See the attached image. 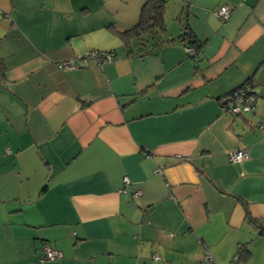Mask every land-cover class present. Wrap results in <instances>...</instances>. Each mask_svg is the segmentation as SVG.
<instances>
[{
	"label": "crops",
	"instance_id": "1",
	"mask_svg": "<svg viewBox=\"0 0 264 264\" xmlns=\"http://www.w3.org/2000/svg\"><path fill=\"white\" fill-rule=\"evenodd\" d=\"M166 1L138 56L121 36L148 0H0V264H264L247 217L264 226V0ZM94 50L114 59L83 62Z\"/></svg>",
	"mask_w": 264,
	"mask_h": 264
},
{
	"label": "trees",
	"instance_id": "2",
	"mask_svg": "<svg viewBox=\"0 0 264 264\" xmlns=\"http://www.w3.org/2000/svg\"><path fill=\"white\" fill-rule=\"evenodd\" d=\"M167 12L166 0H148L147 4L143 7L139 24L129 33L123 34L121 37L123 41L127 43L130 48L131 54H134L132 46H130V39L136 41L138 53L136 55L143 56L149 53V47H160L161 37L166 33L165 18ZM179 42L185 46V48L192 47L196 54L191 58L195 61L201 56V43L190 33L188 24H183V34L179 37ZM174 40L169 42L173 45ZM252 85V84H250ZM250 85H247L251 88ZM254 87V86H253ZM244 88V87H243ZM249 221L259 230L260 235L264 236V226L261 222H258L247 214ZM245 249L244 245L239 246L237 256L241 257Z\"/></svg>",
	"mask_w": 264,
	"mask_h": 264
},
{
	"label": "built area",
	"instance_id": "3",
	"mask_svg": "<svg viewBox=\"0 0 264 264\" xmlns=\"http://www.w3.org/2000/svg\"><path fill=\"white\" fill-rule=\"evenodd\" d=\"M232 14V9L228 5H222L220 6L217 11L216 15L219 20L226 22L230 19ZM187 55L190 57L195 56L196 51L192 47L186 48ZM114 59V55L111 52H100V51H91L86 56L82 57L83 62L87 63L89 60H95L99 64H101L103 61H112ZM59 69L63 71H69L73 70L75 68V65L72 60H67L58 63ZM232 105L229 109V111L234 115H240L244 112L251 111L254 109V105L256 103V97L251 92V88L249 86H246L242 88L241 90L237 91L232 95L231 98ZM259 131L264 135V124L259 126ZM248 159V152L247 150H239L235 152H231L229 154V160L233 164H239ZM155 174L162 175L163 174V168H156ZM124 182L126 185H130L131 181L128 177L124 178ZM141 195L140 192L136 193L134 196L139 197ZM43 252L45 255V259L49 261H55L62 258V253L59 251H55L51 249L49 246L43 247ZM154 260H159V257L157 254H154L153 256ZM204 261L207 264H216L213 256L206 252Z\"/></svg>",
	"mask_w": 264,
	"mask_h": 264
}]
</instances>
